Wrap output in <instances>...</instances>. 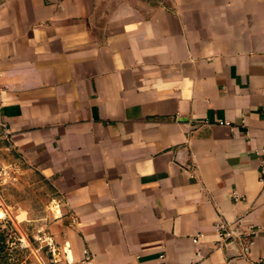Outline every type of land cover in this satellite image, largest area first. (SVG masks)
<instances>
[{"label":"crops","instance_id":"0c3cea01","mask_svg":"<svg viewBox=\"0 0 264 264\" xmlns=\"http://www.w3.org/2000/svg\"><path fill=\"white\" fill-rule=\"evenodd\" d=\"M0 1L4 148L61 193L69 258L264 264V0ZM239 217L248 258L218 247Z\"/></svg>","mask_w":264,"mask_h":264},{"label":"rangeland","instance_id":"374dc122","mask_svg":"<svg viewBox=\"0 0 264 264\" xmlns=\"http://www.w3.org/2000/svg\"><path fill=\"white\" fill-rule=\"evenodd\" d=\"M4 144L0 142V264H78L71 256V262L63 254L54 256L45 241L53 237L54 223L67 217L61 193Z\"/></svg>","mask_w":264,"mask_h":264},{"label":"built area","instance_id":"2783aa9c","mask_svg":"<svg viewBox=\"0 0 264 264\" xmlns=\"http://www.w3.org/2000/svg\"><path fill=\"white\" fill-rule=\"evenodd\" d=\"M5 135L6 133L0 124V142L5 140ZM261 154L264 156V149H262ZM262 167L264 168V158L262 160ZM262 180L264 181V176ZM71 224H77V219L75 217L71 218ZM216 230L219 235V248H231L237 252L239 258H248L250 256L258 232L254 226L248 225L243 221V218L239 217L233 222H219L216 225ZM45 241L54 256L58 257L63 254V256L65 255L64 257L69 261V253L71 251L68 242H64L63 245H58L53 237H47ZM194 242L198 243V238L195 239ZM78 264H95L93 254L88 249H85Z\"/></svg>","mask_w":264,"mask_h":264},{"label":"water","instance_id":"95a60500","mask_svg":"<svg viewBox=\"0 0 264 264\" xmlns=\"http://www.w3.org/2000/svg\"><path fill=\"white\" fill-rule=\"evenodd\" d=\"M228 251H229V253H230L231 255L236 254V252H235L234 250L230 249V248H228Z\"/></svg>","mask_w":264,"mask_h":264},{"label":"trees","instance_id":"16d2710c","mask_svg":"<svg viewBox=\"0 0 264 264\" xmlns=\"http://www.w3.org/2000/svg\"><path fill=\"white\" fill-rule=\"evenodd\" d=\"M3 243H4V246H5L6 248H8V245H6L5 240H3Z\"/></svg>","mask_w":264,"mask_h":264},{"label":"bare ground","instance_id":"6f19581e","mask_svg":"<svg viewBox=\"0 0 264 264\" xmlns=\"http://www.w3.org/2000/svg\"><path fill=\"white\" fill-rule=\"evenodd\" d=\"M59 258V257H58Z\"/></svg>","mask_w":264,"mask_h":264}]
</instances>
